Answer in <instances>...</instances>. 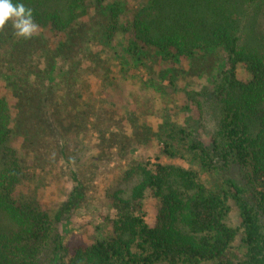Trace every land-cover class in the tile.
Returning <instances> with one entry per match:
<instances>
[{"label":"trees","instance_id":"obj_1","mask_svg":"<svg viewBox=\"0 0 264 264\" xmlns=\"http://www.w3.org/2000/svg\"><path fill=\"white\" fill-rule=\"evenodd\" d=\"M86 1L12 0L31 10L34 23L63 33L52 48L54 54H71L78 44L83 57L91 55L82 43L98 33L110 38L120 30L122 13L120 6H112L103 22L94 17L99 11L84 21ZM129 26L133 54L151 47L164 60L176 64L186 59L200 67L215 50L224 54L215 94L221 114L217 136L205 144L193 143L192 149L213 165L219 160L225 167L237 166L245 178V185L225 179L238 206L245 251L231 247L236 231L227 225L224 197L208 191L190 170L155 163L130 170L128 176L136 173L137 178L127 190L108 192L106 199L115 213L111 238L76 246L69 264H264V0H146ZM43 41L23 38L13 53L23 63L22 55L45 47ZM90 51L91 60L102 63L97 51ZM34 83L24 78L23 93H14L15 116L0 98V217L9 222L0 223V264H41L38 258L52 230V220L39 202L18 190L25 174L12 137L14 132L23 134L27 146L38 148L46 137L39 133L55 131L58 104L66 100L58 102L51 86L42 91ZM80 90L70 92L69 104L77 105ZM80 187L65 211L82 196ZM147 199L158 202L152 223L147 222ZM48 264H59L56 255Z\"/></svg>","mask_w":264,"mask_h":264},{"label":"rangeland","instance_id":"obj_2","mask_svg":"<svg viewBox=\"0 0 264 264\" xmlns=\"http://www.w3.org/2000/svg\"><path fill=\"white\" fill-rule=\"evenodd\" d=\"M145 1H86L84 21L99 11L94 17L103 22L112 6H120L122 12L120 30L110 38L98 33L82 43L97 51L102 63L91 60L90 49L91 56L83 57L78 44L71 54H54L52 48L62 41L63 33L36 23L31 37L44 39L46 46L32 48L20 63L13 48L23 38L15 34L11 21L0 28V98L7 101L12 116L18 102L14 93H23L24 78L42 91L51 86L58 102L66 100L58 104L59 118L52 121L55 131L39 133L46 137L38 148L27 146L23 134L14 132L12 137L25 174L18 190L36 199L52 220L50 239L38 258L41 264L55 255L59 264H69L76 246L110 239L115 213L106 199L108 192L127 190L137 178L136 173L128 176L130 170L155 163L190 170L208 191L224 197L229 206L227 225L236 231L231 247L234 252L245 251L238 206L225 182L232 179L245 185V178L237 166L225 167L219 160L213 165L192 149L193 143L205 144L217 136L221 114L215 94L224 54L215 50L200 67L186 59L176 64L164 60L151 47L143 53L130 52L129 22ZM76 87L81 98L71 105L70 92ZM78 185L82 196L65 211ZM144 203L147 222L152 223L158 202ZM0 223L9 222L0 217Z\"/></svg>","mask_w":264,"mask_h":264},{"label":"clouds","instance_id":"obj_3","mask_svg":"<svg viewBox=\"0 0 264 264\" xmlns=\"http://www.w3.org/2000/svg\"><path fill=\"white\" fill-rule=\"evenodd\" d=\"M9 21L15 29V34L22 38L30 37L37 25L32 20L31 10L26 9L23 3H13L12 0H0V28Z\"/></svg>","mask_w":264,"mask_h":264}]
</instances>
